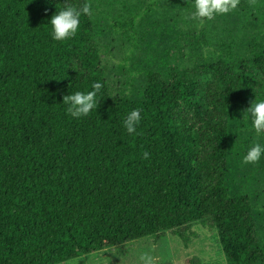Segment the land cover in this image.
<instances>
[{"label": "trees", "instance_id": "16d2710c", "mask_svg": "<svg viewBox=\"0 0 264 264\" xmlns=\"http://www.w3.org/2000/svg\"><path fill=\"white\" fill-rule=\"evenodd\" d=\"M168 1L159 37L177 42L186 16L190 66L148 70L138 97L112 98L93 14L58 42L48 22L64 0H0V264H63L167 232L187 242L207 220L227 264H264V192L252 186L264 160L242 163L257 139L245 111L264 94V0L202 22L194 0ZM97 80V110L72 118L63 97Z\"/></svg>", "mask_w": 264, "mask_h": 264}, {"label": "rangeland", "instance_id": "374dc122", "mask_svg": "<svg viewBox=\"0 0 264 264\" xmlns=\"http://www.w3.org/2000/svg\"><path fill=\"white\" fill-rule=\"evenodd\" d=\"M150 1L89 0L98 26L97 33L100 34L96 45L101 69L112 98L138 97L142 93L146 71L165 74L174 67L186 70L190 66L189 60H193L190 46L195 42L186 39L191 28L186 24V16L178 21L183 36H177V42L161 40L159 32L165 28L162 25L165 20L168 24L170 19L167 17L172 18L175 12L168 10V0L149 9ZM72 2L77 4L78 0ZM134 17L136 19L131 26L130 21ZM213 35L210 41L215 44ZM213 48L211 46L210 52ZM165 50H168L167 54ZM189 123L191 125L192 122ZM263 175L258 173L252 185L261 182L254 189L257 193L264 192ZM187 237L186 242L167 232L159 238H144L63 264H187L192 259L202 264H227L217 231L210 220L194 224Z\"/></svg>", "mask_w": 264, "mask_h": 264}, {"label": "clouds", "instance_id": "9594fccd", "mask_svg": "<svg viewBox=\"0 0 264 264\" xmlns=\"http://www.w3.org/2000/svg\"><path fill=\"white\" fill-rule=\"evenodd\" d=\"M239 0H194L193 11L190 18L202 22L205 18L213 20L217 15L231 13L237 8ZM93 13L90 2L76 4L72 0H65L64 6L56 10L48 24H50V37L54 41L64 42L75 37L81 26L82 16L91 17ZM104 84L94 81L89 90L74 91L63 97V104L67 113L76 119L88 117L93 110H97ZM142 109L136 108L129 111L122 121L126 132L130 135L136 134L141 123ZM245 120L250 121V130L256 133L257 139L246 148L243 154V164H257L264 160V94L255 98L246 109ZM147 157V153H145Z\"/></svg>", "mask_w": 264, "mask_h": 264}]
</instances>
